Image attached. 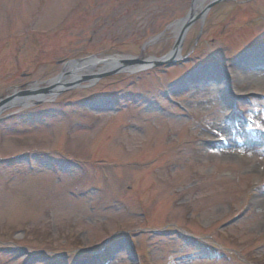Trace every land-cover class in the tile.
<instances>
[{
  "label": "rangeland",
  "instance_id": "374dc122",
  "mask_svg": "<svg viewBox=\"0 0 264 264\" xmlns=\"http://www.w3.org/2000/svg\"><path fill=\"white\" fill-rule=\"evenodd\" d=\"M191 1L0 0V97L143 61L1 112L0 264H264V0L212 6L136 68Z\"/></svg>",
  "mask_w": 264,
  "mask_h": 264
},
{
  "label": "water",
  "instance_id": "95a60500",
  "mask_svg": "<svg viewBox=\"0 0 264 264\" xmlns=\"http://www.w3.org/2000/svg\"><path fill=\"white\" fill-rule=\"evenodd\" d=\"M216 1L218 0H213L212 2H210L209 4H207V6L205 7L204 10H206L207 8H209L213 3H215ZM190 21L191 20H188V21H185L184 24L182 25L178 35H177V38H176V41H175V44L172 48L173 51H176L179 46H180V43H181V40H182V37H183V33L185 31V29L187 28V26L190 24ZM140 60L138 59H135V60H125L123 61L122 63L124 64H132V63H138ZM117 70H114L112 72H106L104 74H101V75H107V74H110V73H114L116 72ZM100 75V76H101ZM51 90V86L49 87H45V88H42V89H37V90H25V91H21V92H18L17 94L19 95H28V94H34V93H38V92H41V93H47ZM12 97V96H11ZM11 97H8L6 98L5 100L3 101H0V110H1V106H3V104L7 101H9V99H11Z\"/></svg>",
  "mask_w": 264,
  "mask_h": 264
},
{
  "label": "bare ground",
  "instance_id": "6f19581e",
  "mask_svg": "<svg viewBox=\"0 0 264 264\" xmlns=\"http://www.w3.org/2000/svg\"><path fill=\"white\" fill-rule=\"evenodd\" d=\"M202 2H203V0H201V1H199V6H201V4H202ZM181 23H182V21H179V22H177L173 27H172V30H174V32H176V31H178V29L180 28V26H181ZM175 55V53H170L169 54V56H171V57H173ZM118 59L117 58H108L107 60H105V63H107L108 65H107V67H112V66H116V65H119L118 63V61H117ZM95 65V62L94 61H92V62H89L88 63V66L87 67H89V66H94ZM261 66V70L262 71H264V64H262V65H260ZM69 67V66H68ZM87 67H84V68H87ZM65 69H67V66L65 67ZM93 69H88V71H92ZM249 74H250V72H248ZM261 74V73H260ZM263 76H264V73H263ZM78 77V76H77ZM220 83V82H219ZM227 132H228V134L229 133H231L230 131H229V129L227 130ZM234 134H236L235 132H233Z\"/></svg>",
  "mask_w": 264,
  "mask_h": 264
}]
</instances>
